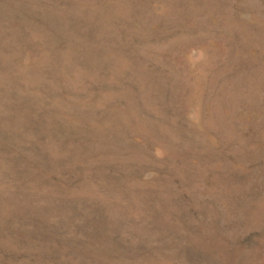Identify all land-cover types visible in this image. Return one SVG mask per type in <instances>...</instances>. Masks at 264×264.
<instances>
[{
	"label": "rangeland",
	"instance_id": "obj_1",
	"mask_svg": "<svg viewBox=\"0 0 264 264\" xmlns=\"http://www.w3.org/2000/svg\"><path fill=\"white\" fill-rule=\"evenodd\" d=\"M236 263L264 264V0H0V264Z\"/></svg>",
	"mask_w": 264,
	"mask_h": 264
},
{
	"label": "bare ground",
	"instance_id": "obj_2",
	"mask_svg": "<svg viewBox=\"0 0 264 264\" xmlns=\"http://www.w3.org/2000/svg\"><path fill=\"white\" fill-rule=\"evenodd\" d=\"M261 234V233H260ZM258 236V235H257ZM248 251V250H247ZM244 256V255H243ZM240 261V260H239ZM242 262V261H241ZM237 264V263H236ZM239 264H241V263H239Z\"/></svg>",
	"mask_w": 264,
	"mask_h": 264
}]
</instances>
